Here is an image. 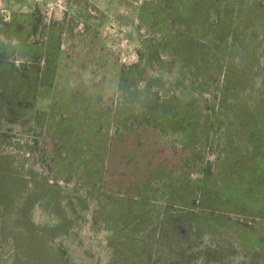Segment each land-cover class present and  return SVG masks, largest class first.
Listing matches in <instances>:
<instances>
[{
    "label": "rangeland",
    "instance_id": "rangeland-1",
    "mask_svg": "<svg viewBox=\"0 0 264 264\" xmlns=\"http://www.w3.org/2000/svg\"><path fill=\"white\" fill-rule=\"evenodd\" d=\"M76 131L182 220L156 264H264V0H0V264H151Z\"/></svg>",
    "mask_w": 264,
    "mask_h": 264
},
{
    "label": "trees",
    "instance_id": "trees-1",
    "mask_svg": "<svg viewBox=\"0 0 264 264\" xmlns=\"http://www.w3.org/2000/svg\"><path fill=\"white\" fill-rule=\"evenodd\" d=\"M76 119L79 120L80 118ZM51 128L54 132H56L55 134H58L60 139L64 138V129L58 128L57 126L55 127V125L51 126ZM74 134H76V140H81L82 142H84V140L88 141L86 149L83 150L76 148V155L78 154V156H80V161L86 159L85 161L88 164H92L93 159H96V164L94 166L85 169L82 173L81 171L78 172L79 181L83 185L92 187L97 194H99L96 189V185L98 184L97 182L102 181L101 186H99V191L101 192L103 198H101V196L100 198L107 202L102 203V205L106 207L108 202L112 204L117 203L115 206L116 209L114 208L115 211L112 213L111 211H108V216L106 213V217H104V219L113 227L116 233L131 240V249L136 248L138 250V254H141L143 258L145 255L148 256L151 264H156L157 259H155V255L157 253V249L155 247V242L157 238L153 237L152 233L156 234L158 228L165 229L167 232L166 225L171 223H174L176 228H179L186 233L184 225H182V220L180 218H176L174 215H169L170 213L166 211V208L162 210L163 205L156 207V209L150 206L149 200H151V197L148 198V196L144 193V191L148 188V182L141 181L135 177H124L119 179L116 176L115 170L111 166H108L107 169H103V165H99L98 161L100 148L105 152L109 150L107 138H104L103 140L106 142L104 146H101L100 144L98 147L93 149L91 147L93 139L90 138V135H80L77 131ZM100 137H102V135H100ZM57 146L58 145L55 146V149ZM76 168L79 169L77 166V160ZM149 171L150 170L148 169L146 172ZM98 174L101 175L100 178H97ZM173 184V182L167 183V193H164L163 196H161V198L166 199L165 204L172 202L175 199L172 195L169 196V192H171ZM116 186L122 190L121 195L117 197L118 199H115L113 196ZM110 216L112 219H110ZM117 218H119L122 223H125V225L131 226L133 230L129 234L125 233V228L116 222ZM134 233H137V235L135 236ZM165 242H168L167 238Z\"/></svg>",
    "mask_w": 264,
    "mask_h": 264
}]
</instances>
